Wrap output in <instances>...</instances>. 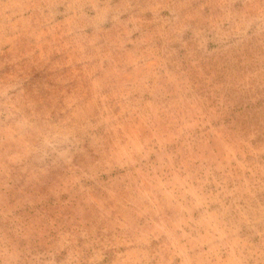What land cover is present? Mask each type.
<instances>
[{
  "label": "rangeland",
  "instance_id": "374dc122",
  "mask_svg": "<svg viewBox=\"0 0 264 264\" xmlns=\"http://www.w3.org/2000/svg\"><path fill=\"white\" fill-rule=\"evenodd\" d=\"M0 264H264V0H0Z\"/></svg>",
  "mask_w": 264,
  "mask_h": 264
}]
</instances>
